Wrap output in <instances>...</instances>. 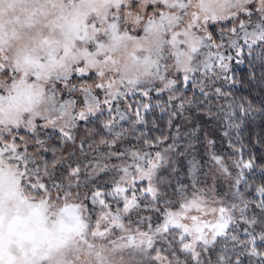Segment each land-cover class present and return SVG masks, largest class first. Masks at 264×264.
<instances>
[{
	"label": "snow or ice",
	"instance_id": "snow-or-ice-1",
	"mask_svg": "<svg viewBox=\"0 0 264 264\" xmlns=\"http://www.w3.org/2000/svg\"><path fill=\"white\" fill-rule=\"evenodd\" d=\"M0 264H264V0H0Z\"/></svg>",
	"mask_w": 264,
	"mask_h": 264
}]
</instances>
